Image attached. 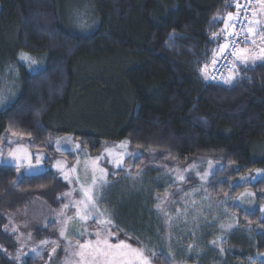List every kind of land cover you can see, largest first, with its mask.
Masks as SVG:
<instances>
[{"label": "trees", "instance_id": "16d2710c", "mask_svg": "<svg viewBox=\"0 0 264 264\" xmlns=\"http://www.w3.org/2000/svg\"><path fill=\"white\" fill-rule=\"evenodd\" d=\"M236 10L233 0H0V91L11 86L0 93V151L27 143L33 155L74 158L58 152L53 139L72 135L91 155L105 141H126L119 178L145 164L182 169L205 158L223 165L208 184L215 200L249 188L263 203L264 63L241 66L231 83H212L200 71L208 65L210 75L229 32L227 13ZM21 52L33 55V70ZM257 171H263L259 179ZM67 189L56 170L22 175L0 160V264H53L23 251L16 233L6 230V214L38 198L58 208ZM136 191L126 209L138 234L157 244L162 222L179 223L178 243L191 264H264L260 208L231 205L236 216L229 233L243 236L223 242L210 226L214 204L188 206L196 203L189 199L154 207L155 189ZM207 205L211 210L201 214ZM191 220L201 222L202 233L190 228ZM57 233L53 223L35 230L40 240ZM118 236L134 244L127 232Z\"/></svg>", "mask_w": 264, "mask_h": 264}, {"label": "rangeland", "instance_id": "374dc122", "mask_svg": "<svg viewBox=\"0 0 264 264\" xmlns=\"http://www.w3.org/2000/svg\"><path fill=\"white\" fill-rule=\"evenodd\" d=\"M256 15L252 16L251 20H259L261 23L256 25L257 35L248 37V39H255L256 44H244L242 43L241 47L249 49V51L254 55H259L260 48L264 47V44H261L260 36L264 35V9H261L260 5L257 4ZM235 18V13L233 14ZM227 19V18H226ZM234 21V19H233ZM233 21L229 22L227 31L230 30ZM226 45L225 41H222L218 47L216 56L221 54L220 49L222 46ZM26 54L32 60H34L33 55L28 52H21V56ZM30 64L28 67L33 70V65L28 60H22ZM260 62L257 60L255 63ZM254 64V63H249ZM245 64L240 63L237 59L233 65V68L229 76H234V81L239 76V71L241 66ZM209 73V70H207ZM18 69L14 66L10 71L11 82L15 84L18 79ZM228 76V78H229ZM227 78V79H228ZM2 82V80H0ZM8 87H4L2 84V89L0 93L8 91L11 86L6 84ZM4 90V91H3ZM9 92V91H8ZM7 92V93H8ZM59 141V142H58ZM104 147L99 154L91 155L89 151L83 147L78 140H76L72 135H62L57 136L53 139V146L58 152H71L75 155L74 158L68 155L62 156H48L41 152L37 154H32V150L27 143L16 145L13 148L4 149L3 155L0 156V160L7 163L16 165V162L10 158V152L12 150L19 149L15 152V155L19 157H24L25 154H30L32 168H28V161H23V166L20 167V174H36L43 170L53 169L56 170L61 177L65 178L67 171L76 169L80 173V179L74 182L79 185V181L85 187L92 185L93 176L91 173L93 171L99 172L101 169L104 170V173L108 177H111L114 182L112 184L105 185L101 189L99 187L95 188V194L98 198V206L101 211L107 210L105 217L112 220L113 224L116 226L112 231L117 232V234L125 233L130 236L131 240H134V247H142L146 251V255L149 256L151 264H156L153 262L152 256L162 255L165 257L163 264H191L188 258V250L185 251L184 248H181L179 245V238H181L180 233L178 232L179 223H165L162 222L164 230H161L157 244L155 240L149 238L148 236H143L138 234V231L135 230V224L132 223V217L128 212L127 202L133 201L131 197L138 194L136 190L145 187L155 189V196L152 202L157 203L156 207L175 204L178 202H187L195 201L201 203H212L213 209L211 213L213 215L210 226L214 231L217 237H223L221 241L224 240L234 241L236 237L240 238L243 235L240 234H230L229 230L233 227L236 214L233 210H230L231 205H239L242 209L246 211H253L257 208L262 210L264 213V202L259 203L256 200L254 191L249 188L244 189L240 194H238L234 199L223 198L220 200H215L210 194L208 187L209 182L212 180L213 174L223 167L221 163L213 162L205 158H198L191 165L185 168H175L170 169L163 165L159 164H145L144 167L139 168L134 175L125 176V178H119L120 170L123 168L124 163H121L117 166V160H122L128 154V144L126 141L115 142V141H105ZM124 144L125 147H119L121 144ZM79 145V147H77ZM105 148H112V154L106 153ZM120 154H123L122 156ZM129 155V154H128ZM37 157H39V162H37ZM99 157V159H97ZM47 158L51 159L50 161ZM49 161V162H48ZM57 161H60V165L57 166ZM67 170V171H66ZM174 170V171H173ZM258 172V171H257ZM256 178L259 179L263 175V171H259L261 174L257 175ZM114 175L115 179L113 176ZM102 175V174H100ZM99 175V176H100ZM246 178V177H243ZM250 179L252 181L256 180ZM97 181L100 179L101 182H104V178H95ZM119 179V181H118ZM121 179V180H120ZM242 182L246 179H240ZM68 184L70 181L67 179ZM117 182V183H115ZM145 183V184H144ZM192 183H194L192 185ZM121 185L122 187H118ZM117 186V187H116ZM81 187V186H80ZM79 187V188H80ZM116 187V188H115ZM71 193L76 192L77 189L74 186H70ZM117 189V191H116ZM128 194V195H126ZM134 194V195H133ZM63 202L58 208H53L49 206L44 200L38 198L29 206L20 208L19 210L7 213V225L6 229L10 232L16 233V242L26 253L38 256L40 259H45L53 264H76L79 260V257L74 256L73 253L76 250V241L80 240L81 242L85 240L94 239L93 236L89 233L94 232L98 227H100L93 220H89L86 224L82 223L75 218L76 208L73 206V203L83 197L82 189L77 193H73L70 196H64L62 194ZM161 198V199H160ZM160 199V200H159ZM132 203V202H131ZM129 203V205H131ZM65 205H68L65 208ZM153 207V208H154ZM129 208V206H128ZM63 213V214H62ZM171 210H165V214L169 216ZM68 217H73L72 220H68ZM198 218V215L196 217ZM201 219V218H200ZM199 221H190V228L195 229ZM54 224L57 228V235L53 239H44L40 240L36 237L35 230L38 227H44L49 224ZM201 222L199 223V225ZM198 225V226H199ZM189 225H185V227ZM84 228L88 229V232L84 235H79V231H82ZM61 229H65L67 239L61 237ZM162 229V227H160ZM197 237H195L196 239ZM241 239V238H240ZM114 242V241H113ZM128 242V241H127ZM129 243V242H128ZM56 249L53 252V249ZM35 249V251H33ZM259 260L264 262V253L261 254ZM260 261V262H261ZM259 263V262H258Z\"/></svg>", "mask_w": 264, "mask_h": 264}, {"label": "snow or ice", "instance_id": "6c2138e0", "mask_svg": "<svg viewBox=\"0 0 264 264\" xmlns=\"http://www.w3.org/2000/svg\"><path fill=\"white\" fill-rule=\"evenodd\" d=\"M251 2V0H249ZM256 2L260 5L261 9H264V0H256ZM237 17L239 16V5L237 4ZM252 15L255 16L256 12L253 11ZM234 16L233 13H227V19L225 20V30H227L229 26V22L233 21ZM261 22L259 20H249L248 27L245 32V39L243 41L244 44H256L255 39H248V37L257 35L256 25H259ZM232 36L239 37V33L235 30V25L233 24V31L231 32ZM261 44H264V35L260 36ZM239 43V39L237 41ZM233 48L232 56L235 57L240 63L248 65L249 63H255L257 60L264 63V47L260 48L259 55L252 54L249 49L243 47H236L235 45H224L221 47L220 52L223 53L227 48ZM22 60H28L31 64L35 65L36 61L32 60L26 54L21 56ZM216 60L213 59L212 64L215 65ZM208 65H205L201 68V73L204 75L205 79H215V77H210L207 73ZM234 79V76H229L226 79L225 83H231ZM5 101L0 98V105H3ZM59 142V141H58ZM79 147V145H77ZM119 147H125L122 143ZM19 149L12 150L10 152V158L16 162L17 169L23 166V161H28V168H32L30 154H25L24 157H17L15 152ZM104 151L106 153L112 154V148H105ZM3 153L0 151V156ZM121 156L123 154H120ZM99 159V157L97 158ZM37 162H39V157H37ZM122 163V160H117V166ZM60 165V161H57V166ZM75 171V169H73ZM101 173H104V170H100ZM261 173L258 171L257 175ZM65 179H68V176L65 175ZM79 177H77V180ZM242 179H246L243 178ZM255 179V177H252ZM107 183V181H104ZM96 188V179L93 178L92 185L89 187H85L81 185L83 197L73 203V206L76 208L75 218H78L79 221L86 224L89 220H93L100 227H98L94 232L89 233V235L93 236L92 240H85L81 242L80 240L76 241V250L73 255L79 257V260L76 264H151L150 258L146 255V251L142 247H134L132 244L128 243L126 239H120L117 232L112 231L114 227H116L112 220L105 217L106 209L101 211L98 206V198L95 194ZM66 195H71V193H66ZM68 205H65L67 208ZM63 214V213H62ZM73 217H68V220H72ZM7 230V229H6ZM88 232L87 228H84L82 231H79V235H84ZM61 237L67 239V235L65 229H61L60 232ZM115 241V242H113ZM35 251V249H33ZM56 249H53L55 252Z\"/></svg>", "mask_w": 264, "mask_h": 264}, {"label": "built area", "instance_id": "2783aa9c", "mask_svg": "<svg viewBox=\"0 0 264 264\" xmlns=\"http://www.w3.org/2000/svg\"><path fill=\"white\" fill-rule=\"evenodd\" d=\"M235 4L239 5V16L237 17L238 9L235 12V19L233 24L235 25V30L239 33V37L232 36L231 32L233 31V24L225 37V43L228 45H235L236 47H241L244 39L245 32L247 30L248 21L252 19V12L256 10L257 2L256 0H233ZM239 39V43L237 42ZM234 49L229 47L225 49L223 53H221L213 69L210 73V77H215V79L209 78V81L216 84L224 83V81L228 78L233 65L236 61V58L232 56V51Z\"/></svg>", "mask_w": 264, "mask_h": 264}, {"label": "crops", "instance_id": "0c3cea01", "mask_svg": "<svg viewBox=\"0 0 264 264\" xmlns=\"http://www.w3.org/2000/svg\"><path fill=\"white\" fill-rule=\"evenodd\" d=\"M8 163H10V162H8ZM67 171V170H66ZM65 175H67L68 176V180L70 181V179H72L73 181L69 184V188H70V186H74V187H76V189H77V191L76 192H73V193H77V192H79V191H81V182L79 181V185L80 186H78L77 185V183H75L74 181L76 180L77 181V177H79V179H80V173L78 172V171H76V169H75V171H73V170H71V171H67L66 173H64ZM100 174H102L101 173V171H99V172H97V171H93L92 173H91V175L93 176V177H95V178H104V180L105 181H107V183H105V182H101L100 181V179H98V181L96 180V187H99L100 189L102 188V187H104L105 185H108V183H109V181H108V176L106 175V173H103L102 175H100ZM100 175V176H99ZM80 187V188H79ZM66 193H71V191H70V189H67L65 192H64V196H65V194ZM73 193H71V194H73ZM196 205H198L197 203H190V204H188V206H196ZM184 206H185V204H184ZM167 208V207H166ZM211 208V205H207V206H205V207H203L202 208V212H201V214H203V215H207V211L208 210H211L210 209ZM181 208H180V212H181ZM184 210V209H183ZM180 212H179V215H180ZM199 225V223L196 225L197 227H196V231L198 230V231H200V233H202V231H203V227H201V226H198Z\"/></svg>", "mask_w": 264, "mask_h": 264}]
</instances>
